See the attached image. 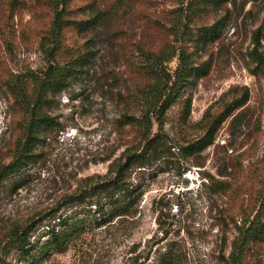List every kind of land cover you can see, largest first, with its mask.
<instances>
[{
    "label": "rangeland",
    "instance_id": "1",
    "mask_svg": "<svg viewBox=\"0 0 264 264\" xmlns=\"http://www.w3.org/2000/svg\"><path fill=\"white\" fill-rule=\"evenodd\" d=\"M29 1L36 4L35 17L30 8H23L12 18L8 0H0V167L12 157L17 131L13 119L18 112L6 80L10 72L44 65L39 49V30L46 16L41 11L43 0ZM262 1L238 0L237 7L231 6L222 37L200 57L210 63L206 75L188 87L192 99L188 123H182L178 103L167 113L165 130L173 143L192 139L201 133L195 123L208 109L220 112L246 87L250 99L239 118H228L214 144L195 158L185 161L175 146L165 162L157 160L145 170H134L132 176L139 178L143 190L136 218L89 231L48 264H151L156 251L169 242L183 250L182 264H224L222 252H229L235 235L233 220L240 222L250 214L264 191V64L251 58L257 28L264 54ZM131 21L128 41L133 48L142 33L137 20ZM108 48L104 44L113 53ZM119 48L120 58L107 61L117 81H106L99 58L96 73L57 96L54 113L59 125L48 133L38 161L16 176L24 178L21 185L10 186V176L0 184V232L11 222L51 208L84 176L106 172L110 160L129 143L132 133L118 122L116 90L126 75ZM207 174L229 180V191L211 192L204 183ZM0 249V264H19L10 251ZM247 264H264V244Z\"/></svg>",
    "mask_w": 264,
    "mask_h": 264
},
{
    "label": "trees",
    "instance_id": "2",
    "mask_svg": "<svg viewBox=\"0 0 264 264\" xmlns=\"http://www.w3.org/2000/svg\"><path fill=\"white\" fill-rule=\"evenodd\" d=\"M237 5L238 0L42 1L41 11L46 16L39 30V49L44 65L10 72L6 80L18 116L13 119L17 131L12 157L0 167V184L10 176V186L21 185L24 178L16 176L38 161L48 133L59 125L54 113L57 96L96 73L99 58L104 61L106 81H117L118 76L107 61L120 58L118 34L126 68L123 84L116 90L118 122L132 137L110 160L106 172L84 176L51 208L38 216L11 222L7 230L0 232L5 235L4 240L0 238V247L10 251L16 263L48 264L89 231L134 220L143 194L142 182L132 176L134 170H145L157 160L170 157L175 146L180 158H195L214 144L219 128L228 118H239L250 99L246 87L220 112L208 109L195 123L201 133L192 139L173 143L165 130L167 113L178 103L182 107V123H188L192 109L188 87L206 75L210 66L208 60L200 57L209 44L222 37L231 6ZM23 8H30L34 17L37 14L33 1L8 0L12 18ZM131 19L137 20L142 33L133 48L128 41ZM259 33L257 28L251 58L264 64ZM104 44L108 49L112 46L113 53L105 50ZM172 62L176 65L172 66ZM205 179V186L213 193L230 189L229 180L212 174ZM259 197L250 214L240 222L233 220L235 235L229 252H222L224 264H247L264 244V191ZM182 261L181 247L169 242L156 251L151 264Z\"/></svg>",
    "mask_w": 264,
    "mask_h": 264
}]
</instances>
